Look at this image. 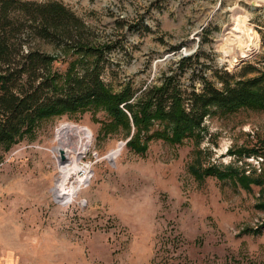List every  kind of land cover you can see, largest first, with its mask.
Here are the masks:
<instances>
[{"label":"rangeland","instance_id":"374dc122","mask_svg":"<svg viewBox=\"0 0 264 264\" xmlns=\"http://www.w3.org/2000/svg\"><path fill=\"white\" fill-rule=\"evenodd\" d=\"M56 1L83 21L93 46L112 44L101 75L110 93L155 83L190 55L197 60L180 81L195 87L200 75L220 87L264 73V0ZM28 43L50 55L58 76L85 58L34 37ZM110 123L103 104L93 103L0 145V264H264V182L197 173L264 171V157L233 155L264 141V109L211 114L197 147L152 139L143 153L126 145L132 126ZM74 127L84 144L76 164L89 176L65 201L53 190L70 164L54 147Z\"/></svg>","mask_w":264,"mask_h":264},{"label":"trees","instance_id":"16d2710c","mask_svg":"<svg viewBox=\"0 0 264 264\" xmlns=\"http://www.w3.org/2000/svg\"><path fill=\"white\" fill-rule=\"evenodd\" d=\"M87 34L83 21L59 1L0 0V145L30 132L41 119L93 103L103 104L110 124L132 126L126 145L137 153H143L144 142L152 139L169 143L191 139L197 147L205 117L243 106L264 109V73L222 81L220 87L201 75L197 87L182 83L183 67L194 64V55L180 57L155 83L137 90L124 83L110 93L101 75L112 44L93 46ZM30 37L85 58L77 71L58 76L50 70V55L29 45ZM261 150L263 140L258 148L241 149L233 155L261 158ZM198 172L219 180L245 177L255 185L264 182L263 170L254 173L250 169L246 175L231 166H207Z\"/></svg>","mask_w":264,"mask_h":264},{"label":"bare ground","instance_id":"6f19581e","mask_svg":"<svg viewBox=\"0 0 264 264\" xmlns=\"http://www.w3.org/2000/svg\"><path fill=\"white\" fill-rule=\"evenodd\" d=\"M240 44L241 43L239 41L238 47H240ZM56 142L57 144L54 147V151L57 152L58 150H61L63 157H65L67 159V162L70 164V168H68L67 170L64 169L66 171L61 172L63 180L59 178L53 192L54 195H57L61 199L67 201L70 200L75 194V188L78 189L81 184L86 182L89 176L87 167H78L76 164L78 158L80 157V154L84 152L83 136L76 127L67 128L65 131L58 135V137L56 138ZM115 150L111 152L112 156H114ZM77 171L81 172V174L77 175ZM71 175L74 176V180L71 181L70 186L67 187L65 184L67 179Z\"/></svg>","mask_w":264,"mask_h":264},{"label":"water","instance_id":"95a60500","mask_svg":"<svg viewBox=\"0 0 264 264\" xmlns=\"http://www.w3.org/2000/svg\"><path fill=\"white\" fill-rule=\"evenodd\" d=\"M121 145H122V143H118L117 148H116L115 153H114V156L118 154V150H119V148H120ZM58 152H59L60 154L62 153L61 150H58ZM114 156H112V154L109 153V154H107V155L105 156V158L107 159V161H112V158H113ZM60 158L62 159L63 156L61 155Z\"/></svg>","mask_w":264,"mask_h":264}]
</instances>
